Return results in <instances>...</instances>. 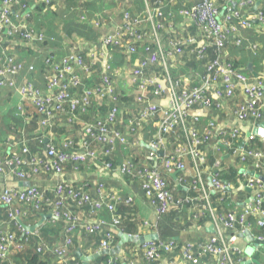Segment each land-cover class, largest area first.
Masks as SVG:
<instances>
[{
    "label": "built area",
    "instance_id": "2783aa9c",
    "mask_svg": "<svg viewBox=\"0 0 264 264\" xmlns=\"http://www.w3.org/2000/svg\"><path fill=\"white\" fill-rule=\"evenodd\" d=\"M26 1L0 0V35L4 33L21 46L42 44L44 35L21 15ZM52 1L44 0V4L52 6ZM142 1L143 9L136 15L124 12L122 23L114 33L101 38L98 49L87 50L84 55L79 52L62 58L45 57L43 87L28 80L17 84L22 72L35 70L33 66L26 68L14 55L2 53L0 91L15 89L36 112L41 130L36 137L40 144L36 152H31L26 141L19 152L10 148L4 152L8 140L0 147V175L17 181L46 176L55 183L50 188L30 185L0 190V207L6 210L8 222L15 225V230H9L0 221V259H6L12 250L26 249L30 234L38 237L35 230L19 224V217L22 208L37 214L44 203L49 206V220L62 226V235L57 244L39 240L37 253L52 251L62 264H72L73 237L81 232L102 236L93 254L114 246L116 237L101 213L106 211L110 224L118 228L121 217L117 206L131 204L132 197H121L102 182L91 196L65 178L67 166L78 170L92 161L100 162L102 168L120 178L138 183L158 218L182 204L204 203L197 217L208 218L206 223H210L213 236L182 245L151 240L139 247L146 264H159L177 249L180 264H200L205 256L208 261L204 264H244V250L237 241L246 230L258 244L254 252L264 254V185L248 180L249 198L239 210L225 212L213 206L210 195H222L217 202L221 207L225 200L230 201V185L218 175L205 176L207 150L264 172V150L251 143H264L263 136L251 133L264 122V60L261 72L252 77L237 69L227 52L229 47L242 46L243 32H264V0ZM177 4L178 10L164 11L166 5ZM252 49L258 51V47ZM176 55L180 58L174 60ZM192 61L196 64L188 66ZM120 78L126 79L125 88L130 93L125 94L135 106L133 111L123 107ZM18 110H23L22 105ZM226 111L232 114V124L218 126L212 113ZM100 112L104 114L100 116ZM123 125L126 133L121 130ZM74 126L78 127L76 136L70 132ZM56 131L63 136L59 138ZM143 132L150 135L147 142L140 139ZM129 144H142L148 162L115 164L117 145ZM186 160L190 177L185 175ZM215 166L218 163L213 169ZM177 172L181 173L180 186L186 189L183 195L173 194L162 177ZM46 192L52 194V199L46 197ZM83 208L90 213V220L78 213ZM139 227L156 233V224L143 221ZM18 231L20 238L16 237ZM108 264L115 261L110 259Z\"/></svg>",
    "mask_w": 264,
    "mask_h": 264
},
{
    "label": "crops",
    "instance_id": "0c3cea01",
    "mask_svg": "<svg viewBox=\"0 0 264 264\" xmlns=\"http://www.w3.org/2000/svg\"><path fill=\"white\" fill-rule=\"evenodd\" d=\"M153 1L151 0L152 3ZM26 5V9L22 11L21 15L33 26L36 32H41L44 35V41L42 44H23L24 46H21L17 44L19 43L18 41L10 40L3 33L0 35V57L3 55V52H6L14 55L26 68L33 66L35 72L29 73L25 70L18 77L17 84H20L23 80H28L37 87H43L44 85L41 69L43 68V59L45 57L54 56L56 58H62L79 52L84 55L87 50H91L92 48L97 49L101 38L107 34L114 33L115 28L122 23L124 12L136 15L143 9L142 0H53L51 3L52 6H46L44 0H28L26 1ZM178 5H166L164 11H176L179 8ZM241 35L243 39L242 46L239 48L229 47V57L237 69L241 70L245 75L255 77L261 72L262 62L264 60V32L257 33L249 30L243 32ZM253 46L258 47V51L256 49L253 50ZM122 87L124 88L122 90L123 92L121 90L119 91L123 93V107L133 111L135 106L132 107V103L129 102L130 99L128 98L130 96L125 94L126 92L129 94L130 90H126L125 84H122ZM21 105L23 110L19 111L18 107ZM103 114L104 112L99 113L100 116ZM212 115L218 126L231 125L233 122L232 114L229 111L223 114L213 112ZM37 121V114L32 106L25 103V100L21 98L15 89L5 88L0 91V147H4L6 141H9V147L5 146L4 152H9L8 148L14 152H19L20 146L24 141H26L28 147L30 144H33L34 138L32 135L39 128ZM29 124L33 125L32 132L25 130V126ZM54 129L58 128L55 126ZM121 130L126 133V126L123 125ZM245 130L249 132V127L246 126ZM149 131H151L150 127ZM70 132H74L72 135L76 136L78 134V127L74 126ZM31 133L33 134L30 135ZM127 138L129 139L130 137L127 136ZM140 139L143 142H147L150 139V135L143 132ZM32 147L33 145L30 146V148ZM218 157H220L219 154L207 150V169L205 176L210 177L212 174H224L229 169L237 172L232 178L233 183L227 182L230 185L228 186L230 201L226 203V208L234 212L239 210L244 201L250 196V190L246 187L248 180H258L260 184L264 185V172L257 167H252L250 164L248 166H241L235 158L226 157L224 154L220 158ZM124 161H132L134 163L148 162L147 152L144 146L142 144L137 146H131L130 144L117 145L114 163L120 164ZM185 162V175L190 177L192 175L190 163L188 160ZM215 163H218V166H215L213 169ZM180 177L181 173L177 172L169 176V181L177 194H185L186 189L184 187H182L183 189L178 188L181 185L179 181ZM65 178L71 181L76 187L86 190L91 196H95L96 185L102 182L107 188L118 193L121 197H132L131 204L126 205L123 203L117 206L118 214L121 217V224L118 228L110 224V215L106 211L101 213L109 224V231L113 232L118 240L119 234L123 233L125 235H129V233L136 235L152 234L148 229L139 227V224L143 221L156 224L158 217L155 215L149 201L144 197L140 186L135 181L131 182L128 179L120 178L113 171L102 168L100 162L93 161L80 166L78 170L67 166L65 168ZM54 183V179L46 176H37L31 181H17L14 177H2L0 175V190L2 188L24 189L30 185H36L39 188H50ZM208 187L211 189V184ZM209 192L211 193V190ZM238 193H241L240 199L235 198ZM16 207L17 205L13 209ZM22 211L25 214L23 208ZM77 211L83 219H91L90 213L86 208H83V210L78 209ZM46 215H49V213L22 218L19 219V222L29 228L36 226L35 231L40 241L46 244H57L60 241L59 225L49 219H44ZM3 221L6 223L7 229H15V225L8 222L6 215ZM39 230L45 233L46 240L44 237H40ZM259 231L261 232V230ZM225 233L227 232L225 231ZM183 234L186 236L178 240L179 245H182L184 242L197 244L206 241L214 233L210 223L207 222L199 227H191L189 231ZM90 237L82 232L74 235V253L76 250H80L83 256H90L87 253V248L90 247L88 244ZM33 245L35 243L32 244V247ZM126 245H122L126 251L121 250V254L115 257V263L127 264L129 261H132L136 264H146L140 255L139 247L131 244L133 247L125 248ZM237 246L245 250L246 244L242 239H239ZM33 249L26 248L16 253V255H11L7 261L0 262V264H27V257L29 256V252H33ZM95 251L96 249L91 252L92 256L97 253L93 254ZM179 252L177 250L166 255L159 261V264H180L182 261L180 260ZM244 257L245 261L254 259L257 262L254 264H264L263 253L259 255L254 252L252 257L244 254ZM96 259L90 262V264H94L93 262ZM77 261V264H80V260ZM43 262L46 264H62L58 262L55 256H48ZM204 263L201 262L200 264Z\"/></svg>",
    "mask_w": 264,
    "mask_h": 264
},
{
    "label": "trees",
    "instance_id": "16d2710c",
    "mask_svg": "<svg viewBox=\"0 0 264 264\" xmlns=\"http://www.w3.org/2000/svg\"><path fill=\"white\" fill-rule=\"evenodd\" d=\"M220 1H224V0H220ZM227 52L229 53L228 49H227ZM177 58H180V57H178L176 55L174 60H177ZM192 59H194V57ZM196 62L194 63L192 61V62H189L187 65L193 66L196 64ZM197 63H199V62H197ZM205 63H206V59L202 61V64H205ZM129 102H131V101H129ZM37 118H38V116H37ZM37 123H38V121H37ZM38 126H39V124H38ZM32 128H33L32 124L25 126V130H28V132H32L31 131ZM40 130H41V128L39 127L37 132H35L34 134L33 133L30 134V135L33 134L32 136L34 138V141H33V144L29 145V147L33 145V147L30 149H32V151H35V152L37 151L36 148L40 145L36 139L37 134L39 133ZM56 132H59V131H56ZM251 143L254 146H257L259 149L264 150V143H261L259 141H255V142H251ZM208 159H209V157H208ZM236 173L237 172L233 171V169H229L224 174L219 173L218 177L222 182L233 183L232 178H233V176L236 175ZM162 177L168 182V185L170 186V188L173 189L172 193L177 194L176 191L174 190V187H172V184L169 181V175L164 174V175H162ZM181 195H183V193ZM240 195H241V193H238L235 198L240 199ZM244 196H247V195H244ZM46 197L48 199H52V194L50 192H46ZM221 198H222V195L219 193H214V194L210 195V200L212 201L213 206L219 211L227 212V210H230V209L226 208V203H228V200H225L221 204V207H220V204L217 205L218 200ZM203 206H204L203 202L194 203V204H182V205L178 206L177 208L171 209L169 212H167L164 215H162L161 217H159L157 222H156V229H155L156 233L158 234V239L155 241H157V242H159V241L160 242L174 241L178 244V242H179L178 240H181L186 236V235L184 236V234H183L184 232L189 231V229L191 227L202 226L206 223V221H208V218L206 216H204L202 218L197 217V214H199V211L202 210ZM48 210H49V206L44 203L41 210L39 212H37V214H35V212H29V211H27V213H26V210H25V214L23 212L24 215L22 214V216H20L21 218L19 217V219L29 218L30 216H33V215L38 216L39 214L45 215V214H48ZM3 214H4V217H3ZM5 215L7 216L6 210L4 208L0 207V221L2 222L3 226L6 228V223L3 221L5 219ZM15 222L17 223V221H15ZM19 224L21 226L28 227V226L23 225L21 222H19ZM19 224H18V227H19ZM19 229H20V227H19ZM13 230H15V229H13ZM59 230H61V232H62V226L61 225L59 227ZM39 232H40L39 233L40 237H44V239L46 240L45 233H43V231H41V230H39ZM19 235H20V232L18 231V234L16 237L20 238ZM61 235H62V233H61ZM27 238H28L27 239V246H26L27 249L31 250V248L32 249L34 248L33 252H29V256L27 257V264H46L43 262V260L46 257H48V256L54 257L55 256V254H53L52 251H48V252L43 251V253H37L35 251V247L40 242L39 236L33 237L30 234ZM101 238H102L101 235H92L90 237V239L88 238L89 239L88 244L90 247L87 248L88 249L87 253H91L95 249H97ZM117 241H118V239L116 238L114 245L117 243ZM34 243H35V245H33V247H32V244H34ZM51 244H53V243H50V244L48 243V245H51ZM72 246L73 247L71 248L70 257L73 260L72 264H77L78 263L77 260H79V259L76 257V254L74 253V245H72ZM129 247H133V245L127 244L125 246V248H129ZM121 250L126 251V249H124L123 246H122ZM16 253H19V252H14V250H12L9 253L8 257L4 260L0 259V262L7 261L11 255H13V254L16 255ZM120 254H121V251L119 254L116 255V257L119 256ZM55 258L58 260L59 263H61V261L56 256H55ZM110 258H111V256H106V255L100 256L93 263L94 264H108L110 261ZM180 258H181V256H180ZM118 261L120 262V260H118ZM207 261H208L207 256H205L204 258L201 259V262H207ZM115 264H120V263H115Z\"/></svg>",
    "mask_w": 264,
    "mask_h": 264
},
{
    "label": "water",
    "instance_id": "95a60500",
    "mask_svg": "<svg viewBox=\"0 0 264 264\" xmlns=\"http://www.w3.org/2000/svg\"><path fill=\"white\" fill-rule=\"evenodd\" d=\"M253 135L256 136H263L264 137V122L259 123L256 128L251 132ZM155 163V161H154ZM208 185L211 184L210 178L207 180ZM179 189H183L180 185L178 186ZM44 219H50V216L46 215L44 216ZM36 229V226L33 228H29L30 231H33ZM119 240L117 243L108 250H102L97 252L95 255L91 256H83L80 250H76V257L80 260V264H90L94 259L100 256H111L112 262L115 261V257L117 254L120 253L122 245L131 243L136 247H141L144 243H147L151 240H157L158 234L152 233V234H145V235H134V236H128L125 234H119ZM240 238L243 240V242L246 244L244 254H247L248 256L252 257L255 248L258 246L257 242H255L254 237L249 231H244L242 234H240ZM257 263L254 259H250L245 261L244 264H254Z\"/></svg>",
    "mask_w": 264,
    "mask_h": 264
},
{
    "label": "rangeland",
    "instance_id": "374dc122",
    "mask_svg": "<svg viewBox=\"0 0 264 264\" xmlns=\"http://www.w3.org/2000/svg\"><path fill=\"white\" fill-rule=\"evenodd\" d=\"M97 49H98V48H97ZM115 65H116L117 67L120 66L118 63H115ZM119 80H122V82H121L122 84H124L125 81H126V79L124 80V79H122V78H120ZM61 133H62V132H59V138L63 136V135H61ZM220 157H221V155H220ZM220 157H218V158H220ZM57 225H59V226H58V228H59V227H60V224H57ZM59 231H60V237H61V230H59ZM76 234H78V233H76ZM76 234H75V235H76ZM184 243H186V242H184ZM140 255L143 256L142 252H140ZM127 264H129V263H127Z\"/></svg>",
    "mask_w": 264,
    "mask_h": 264
}]
</instances>
